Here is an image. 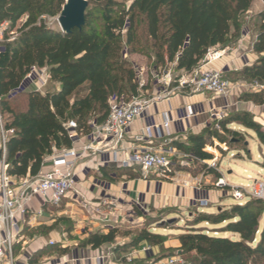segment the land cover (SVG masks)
I'll return each mask as SVG.
<instances>
[{"label":"trees","instance_id":"16d2710c","mask_svg":"<svg viewBox=\"0 0 264 264\" xmlns=\"http://www.w3.org/2000/svg\"><path fill=\"white\" fill-rule=\"evenodd\" d=\"M86 1L84 25L62 32L49 26L48 19L59 15L65 0H0V20L8 23L0 42V108L6 128L14 131L7 142V172L12 177L38 174L47 156L71 147L63 126L68 120L87 133L90 120L98 124L108 116L110 97L127 100L138 95L142 86L136 83L125 50L153 58L156 66L173 63L175 71L190 74L201 66L208 49H224L243 36L249 27L244 16L255 2L132 0L124 5L119 0ZM13 31L17 35L10 37ZM253 33L250 51L256 58L239 74L258 88L243 92L239 100L264 108V11L256 15ZM32 67L46 69L56 88L44 94L32 90L23 104L16 105L13 94ZM234 122L251 130L264 147V127L245 110L217 122L229 134V144L243 142V133L228 129ZM213 139L226 142L222 133L207 127L201 134L189 135L186 143L175 144L194 156L193 171L210 174L216 182L220 173L217 166L208 165L214 155L206 149L213 146ZM182 167L187 170V164ZM263 213L262 199L233 204L216 214L203 213L193 225L225 223L220 231L237 238L210 236L201 227H193L192 233L179 236V249L194 252L188 264H264ZM117 230L91 233L84 243L93 249L111 244ZM139 240L160 245L164 237L141 230Z\"/></svg>","mask_w":264,"mask_h":264},{"label":"crops","instance_id":"0c3cea01","mask_svg":"<svg viewBox=\"0 0 264 264\" xmlns=\"http://www.w3.org/2000/svg\"><path fill=\"white\" fill-rule=\"evenodd\" d=\"M232 56L230 58H233ZM251 56L250 60H245V65L255 60V55ZM226 60L225 57H221L211 65L202 63L198 69L222 68ZM235 61L238 62L237 59ZM181 73L183 72L180 71L179 74ZM240 102L242 103L241 100L236 101L237 104ZM228 104L233 106L235 103L231 101ZM223 105H225L224 102H221L218 96L209 97L204 93L190 94L186 90H181L149 107L144 115L131 124L122 144L124 151L119 155L120 158H124L130 148L147 144L137 142L132 137L140 133L145 126L161 123L163 113L168 112L171 119L168 127L169 136L162 140H155L154 146L176 150V153L170 156L171 173L169 176L161 177L153 172L143 176L137 169L122 167L116 163L107 165H98L95 161L82 163L77 167V172H79L76 186L79 190L78 194L70 193L62 200L60 206L63 203L65 209H54L55 206L43 207V214L37 218V223L25 227L15 243L14 264H116L111 259L109 247H107L109 244L93 249L84 243L89 234L105 233L110 228L109 225L97 222L99 218L92 219L91 211L83 206L84 203L100 205L103 201L105 205L106 203L123 205L125 202L143 201L156 208L169 207L183 212L193 206H196L198 210H207L214 208V205L209 207V204L227 205L223 202H225L224 197H226L228 188L216 187L210 174L202 172L192 174L193 168L196 167L193 160L184 162L180 154H185V152L178 149L175 144L176 142L186 143L185 140L191 134H201L209 125L212 117L223 109ZM188 106L193 110V114L186 118L183 115ZM260 147L264 149L263 146L260 145ZM108 157L110 159L111 155ZM185 164H187V170L182 167ZM83 167H85L84 171H82ZM48 169L47 164L41 168V172ZM220 176L223 175L220 173ZM203 200L208 203L202 205L200 201ZM245 202L246 200H234L233 203L228 204L241 205ZM35 203L40 205L41 198L37 197ZM105 205L99 208L102 211L106 210ZM118 209L120 207L113 210V215L121 217ZM62 216L73 220L75 224L58 229L55 225L56 217ZM226 237L237 238V235Z\"/></svg>","mask_w":264,"mask_h":264},{"label":"built area","instance_id":"2783aa9c","mask_svg":"<svg viewBox=\"0 0 264 264\" xmlns=\"http://www.w3.org/2000/svg\"><path fill=\"white\" fill-rule=\"evenodd\" d=\"M8 23L0 20V42L4 40ZM225 50L210 48L204 56L203 64L211 65L220 59ZM30 81L34 90L42 93L49 82L46 69L32 67L26 75L22 85ZM142 86L143 84H139ZM234 89L231 83L222 78L220 68H200L190 74L181 73L175 80V85H168L163 91L152 96L135 95L125 100L112 96L109 99V112L101 123L94 120L88 122L90 131L83 133L78 130L74 120H68L63 124L71 147L54 151L47 156L42 167L49 165L45 172H39L34 176L15 178L8 174L7 142L13 134V129L5 126L0 108V264H14V245L21 236L25 227L37 223V218L43 214L44 206H59L68 194H78L77 167L82 163L95 161L98 165L111 163L122 167H132L140 171L143 176L149 173H157L161 177H168L171 173L170 156L176 153L174 148L154 146L155 140H162L169 136L168 127L171 122L168 112L163 113V120L159 124L145 126L140 133L132 138L137 142L147 144L136 145L128 150L124 158L120 155L124 151L123 142L131 124L137 118L144 115L153 104L167 99L177 91L186 90L190 94L212 93L215 96L225 95ZM193 110L186 107L184 117H191ZM109 155H111L109 159ZM181 159L191 161L194 159L189 153L180 154ZM209 166H215L214 161L208 162ZM85 167L82 168L84 171ZM218 188L230 187L223 176L215 182ZM234 198L239 200L262 199L264 200V180L253 182L243 187H230ZM41 198V204L37 205L35 199ZM202 205L208 202L200 201ZM86 209L99 212L100 205L84 203ZM52 243V242H51ZM174 259L167 264H173Z\"/></svg>","mask_w":264,"mask_h":264},{"label":"rangeland","instance_id":"374dc122","mask_svg":"<svg viewBox=\"0 0 264 264\" xmlns=\"http://www.w3.org/2000/svg\"><path fill=\"white\" fill-rule=\"evenodd\" d=\"M119 1L124 5H129L132 0ZM260 11H264V4L261 0H255L251 9L244 16V21L249 24V27H245L243 36L224 49L215 47V49L225 50L224 56L222 57H225L227 60L224 66L220 68L222 70V78L224 81L231 83L234 89L230 90L225 95L218 96L221 102H224L227 107L223 105V109L219 111L216 116L212 117V120L207 126L208 128L215 129L222 133L226 140L225 143H220L217 139H213L210 140L213 146H206L207 151L212 152L214 155L213 161L215 166L218 167V172L224 176L230 187H246V189L247 186L251 185L253 182L264 180V149H261L256 135L237 122L230 123L228 129H237L243 133V142L229 144V134L224 133L217 122L228 119L233 113L245 110L253 115L254 121L264 127L263 107L246 101H242V103L240 102L239 104L236 103V101H239V97L243 92L256 90L258 88L244 81L239 73L243 66H245V60H250L252 57L251 55H254V53L250 51V43L254 36L253 24L256 21V15ZM48 25L60 29L57 23V17L48 19ZM16 35L17 33L15 31L9 33L10 37ZM124 56L135 71L136 83L143 84L142 88L138 89V94L145 96L158 94L167 88L168 85L174 86L175 80L177 79L176 77L180 75V72L175 71L173 63L165 66H156L153 58L145 57L142 54L130 55L127 50H125ZM231 56L233 58H230ZM236 59L238 62L235 61ZM55 88L56 85L54 83L48 82L43 93L52 91ZM32 90H34V85H32L30 81H26L19 90L14 92L13 96L17 98L14 103L19 106L23 104L26 93ZM204 94L209 97L214 96L209 92ZM231 101L235 103L233 106H229L228 104L231 103ZM240 147H245L246 150H237ZM184 162L187 161L184 160ZM193 169H196V167ZM196 172L197 171H194L192 174ZM226 190L227 194H225V202L223 203L227 205H218V203L209 204V207L214 205V208L207 210H198L196 206H193L188 209V211L183 212L179 210L176 211L174 208L169 207L156 208L152 204L144 203L143 201L125 202L123 205H121V203H119L120 205H112L109 203L105 205V203L101 201V208L104 207V204L106 210L104 209V212L101 209L99 212L91 211L90 214L91 217H93L92 219L97 220L99 218L97 222L100 224L109 225L110 228L118 229L114 242L107 246L109 247L111 259L116 264H167L168 260L171 258L174 259L173 264H188L195 257V254L194 252L183 253L179 249V236L192 233L189 230L190 228L201 227V229L210 236H234V234L230 232L220 231V228L223 227L225 223L211 224L209 222H200L197 225H193L199 215L203 213L216 214L220 209L229 208L231 204L228 203L239 200L234 198L231 188ZM116 207H120L118 211L121 217L113 215ZM54 209H65V206L62 203L61 206H55ZM263 221L264 213L261 217V223ZM74 224V221L66 216L56 217L55 225L58 229L61 227H71ZM141 230L159 234L164 237V240L160 245L139 240V231ZM258 237L259 233L256 235V238Z\"/></svg>","mask_w":264,"mask_h":264},{"label":"water","instance_id":"95a60500","mask_svg":"<svg viewBox=\"0 0 264 264\" xmlns=\"http://www.w3.org/2000/svg\"><path fill=\"white\" fill-rule=\"evenodd\" d=\"M264 4V0H261ZM88 2L86 0H65V3L57 16V23L62 32H68L73 28L80 29L85 22V11Z\"/></svg>","mask_w":264,"mask_h":264}]
</instances>
